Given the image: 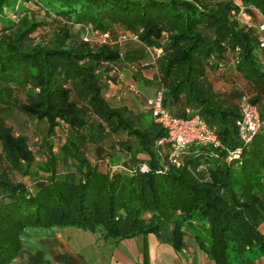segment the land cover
I'll use <instances>...</instances> for the list:
<instances>
[{"label": "trees", "instance_id": "1", "mask_svg": "<svg viewBox=\"0 0 264 264\" xmlns=\"http://www.w3.org/2000/svg\"><path fill=\"white\" fill-rule=\"evenodd\" d=\"M242 1L264 16V0ZM28 2L55 15L45 39L34 32L51 22ZM231 8L212 0H0V264L22 253L29 264H84L68 251L45 257L24 247L26 228L53 226L114 240L151 232L176 251L189 233L213 264L264 256V50ZM86 26L112 37L136 32L138 40H86ZM150 64L151 78L141 72ZM221 65L255 89L248 98L261 124L247 143L235 126L242 91L214 88L211 73ZM120 69L130 71L126 85ZM131 83L143 105L161 91L174 114L198 112L226 147L241 146L239 155L191 143L178 165L168 163V145L161 155L157 144L165 130L150 111L109 98ZM16 111L44 125L36 151L8 123Z\"/></svg>", "mask_w": 264, "mask_h": 264}, {"label": "built area", "instance_id": "2", "mask_svg": "<svg viewBox=\"0 0 264 264\" xmlns=\"http://www.w3.org/2000/svg\"><path fill=\"white\" fill-rule=\"evenodd\" d=\"M212 1H229L232 5L230 13L239 24L254 29L258 37V46L264 50V16L255 10L256 17H251L247 12V6L242 0H212ZM83 38L86 40L94 39L98 42H117L119 44L128 39L138 40L136 32H120L112 37L110 32H97L90 27H85ZM156 53L160 52V48L155 49ZM148 63L143 60L142 64ZM264 63V51H263ZM129 89L137 92L138 88L135 84H130ZM147 109L150 111L153 120L157 122L165 130V134L157 139L160 154L168 145L166 160L168 163L179 164L182 152L191 143L210 144L213 148H219L226 151L227 159L237 157L241 151V146L235 148L226 147L219 139L214 126H209L205 119L195 111H191L190 107H185V116L177 115L162 105V92L158 91L153 97L147 99ZM261 124L260 112L255 103L251 102L247 96H243L240 102L239 115L235 118V126L237 128V137L242 143H247L257 132ZM141 170H147L145 163L140 166Z\"/></svg>", "mask_w": 264, "mask_h": 264}, {"label": "crops", "instance_id": "3", "mask_svg": "<svg viewBox=\"0 0 264 264\" xmlns=\"http://www.w3.org/2000/svg\"><path fill=\"white\" fill-rule=\"evenodd\" d=\"M247 12L251 17L253 18L256 17L255 13L250 14L249 11ZM227 65L228 67L231 66L230 63H228ZM229 69L230 70H227L225 69V66L221 65V67L215 69L211 73V78H213L214 88L219 91H223V90L230 91L232 88H239L242 91L243 96L249 97L253 95L255 93V89L253 85L248 80H246L243 76H241L239 73L234 72L232 70V67ZM126 84L127 82L125 83V85ZM110 93L111 94L109 98L111 100H116L118 103L121 101H124L127 103L130 102V104L139 103L142 105L143 100H144L142 97L139 96V99H137V101L136 99H132L129 101L124 96L121 95L122 96L121 97L118 93H116L115 88H113V90H111ZM122 98H124V100ZM239 102H240V99L237 100V103ZM143 106L145 107V104ZM239 106H240V103H239ZM137 108L140 111H142V109H140V105L137 106ZM65 227L53 226L51 228H47L48 231L46 232L51 233L52 237L45 235L44 239L46 240V239H49L50 237L52 238V241H55L58 243L64 242V239H66L65 243L68 245V247L70 245H71L70 247H73V248H70L68 252L72 253L75 256L77 255L81 256L83 259L81 263L88 264L87 256L90 254L85 253L83 250L86 249L88 245H90L91 242L94 243V241L102 239L103 237L101 235V232L100 231H90V230L82 231V235L77 234L82 237V240L79 241L78 239H74V241L69 243L68 242L69 238H74V235L72 236L69 233L73 232L74 234L77 230H80V229L79 227H74V226H65ZM68 228H71L73 230L70 232L68 231L69 230ZM38 229H40L41 232H43L41 228H38ZM104 240H107V239H104ZM117 241H119L117 243V246L119 249H117L118 251H116V256H115L116 263L115 264H144L145 262L146 264H213L212 260L207 257L204 250H202L199 247V245L194 240V237L190 235L189 233L184 234V246L179 251H176L173 248L172 244H170L169 242L160 241L157 238V236L151 232L144 233V234H137L131 237H125ZM24 247L27 248V246L25 245ZM36 249L42 250L43 255L45 257H49V254L46 255L48 251L49 253L58 252V251L59 252L67 251L63 249L57 250L54 247H48V249H45L39 246ZM25 257H26V254L22 253V255L17 257V259L15 258L13 262L16 263L19 258L18 261L21 264L22 263L21 260H23ZM94 259H97L95 264L106 263L105 259L101 261V257H97ZM13 262L11 264H13ZM27 264L29 263L27 262ZM254 264H264V256H260L256 258L254 261Z\"/></svg>", "mask_w": 264, "mask_h": 264}, {"label": "rangeland", "instance_id": "4", "mask_svg": "<svg viewBox=\"0 0 264 264\" xmlns=\"http://www.w3.org/2000/svg\"><path fill=\"white\" fill-rule=\"evenodd\" d=\"M48 7H50V6H48ZM27 8H28L29 12L36 13V18L45 19V21L51 22L50 25H46L45 27H40L34 32V35H38L40 38H44V39L47 38L48 35H50V33L52 32L53 27H56V26H54L55 25V20H54L55 15L54 14H46L44 8H40L39 5L34 3V2H28ZM119 29L120 28H117L116 30H119ZM71 30L77 34L78 33L80 34V28L78 27V25H73ZM91 43L94 44V42H92V41H91ZM129 44H130V42H129ZM129 44L125 43L124 46L129 45ZM132 44L137 45L138 43L134 42ZM156 69L157 68L153 64H150V65L142 68L141 72H142V74L145 73L146 74V75L144 74L145 76L151 78V77H154V74L156 73ZM129 73H130V71L128 69H124V70L120 69L119 70V76H118L119 82L122 83L123 81H125V82H123L124 84L126 82H129L128 81V80H130L129 79L130 78ZM146 86H144L141 89L148 91L150 87L147 88ZM117 91H118V94L120 93L122 96H124L129 101L132 99H136V101H137V99H139V95H137L136 93H134L133 91H131L130 89H128L126 87H123L122 89H118ZM138 104L139 103H137L136 105H138ZM139 105H140V109H142V111L147 110L146 104H145V107L143 106V103H142V105L141 104H139ZM147 115L150 116V113ZM8 123L11 124L12 127L16 131H23V132L27 133V135L29 136V142L31 143V146H33V149L36 151V148H35V144H36L35 142L37 141L36 137H39L41 135L40 133L44 130L43 129L44 125L42 123L37 124L31 118H29L28 115H26L20 111L14 112V114L8 119ZM91 156H92V154H91ZM13 176L17 179H23V176H21L19 173H15ZM24 179L28 183L32 182V180H33L32 175L26 176V177H24ZM65 228H67V227H65ZM41 229L43 232H41V230L38 228H26L25 231L23 232L22 239H23L24 245L27 246L28 249L35 250L39 246V247H42L45 249H48V247H54L57 250L63 249V250L69 251L70 248H73V247H70L71 245L68 247V245L65 243L66 239H64V242H59V243L52 241V238H50V237H52V234L46 232V231H48L47 228H41ZM68 229H69L68 231H70V232L73 230L71 228H68ZM79 229L80 230H77L75 232L76 234L75 233L73 234V232L69 233L72 236L74 235V238H69V241H68L69 243L74 241V239H78L79 241L82 240V237L77 235V234L82 235V231H85V230H83L82 228H79ZM45 235L50 236L49 239L45 240L44 239ZM125 241H127V240H125ZM118 242L119 241L114 240L112 238H108L107 240H104L102 238L100 240L94 241V243L91 242L90 245H88V247L83 250L85 253L90 254L87 256L88 264H95L97 259H94V258H97V257H101V261L103 259H105L106 263H104V264H115L116 263L115 262L116 251H118L117 249H119L117 246ZM139 245H140V243H139ZM50 253L48 251L46 253V255L49 254V256H50ZM52 254H54V253H52ZM18 260H19V258H18ZM18 260L16 263L13 262V264H20V262ZM26 260H27V258L25 257L23 260H21V262H22L21 264H27ZM233 264H237V263L234 262Z\"/></svg>", "mask_w": 264, "mask_h": 264}]
</instances>
